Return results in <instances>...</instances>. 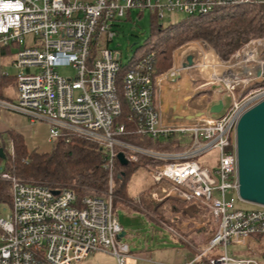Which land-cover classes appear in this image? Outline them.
I'll return each instance as SVG.
<instances>
[{
  "label": "built area",
  "instance_id": "1",
  "mask_svg": "<svg viewBox=\"0 0 264 264\" xmlns=\"http://www.w3.org/2000/svg\"><path fill=\"white\" fill-rule=\"evenodd\" d=\"M242 1L248 0H0V44L21 45L31 38L13 60L19 69L16 100L3 105L32 123L46 122L51 143L72 136L94 143L105 153L103 167L108 172L103 196L88 194L81 199L69 187H50L2 173L10 184L11 202L8 213L0 217V264H70L97 251L113 255L117 264H127L130 250L119 238L123 230L113 208L118 152L128 162L140 157L162 160L150 167L157 188L150 191L148 201L156 204L173 197L194 210L189 215L174 209L166 220H157L173 234L184 239L176 229L183 233L191 227L200 230L211 221L209 216L217 222L212 237L190 260L150 264H259L248 257L231 256L226 249L229 244L246 245L253 234L264 233V206H237L242 199L236 147L239 118L264 99V84L250 87L264 81V36L248 40L230 60L217 58L209 76L201 64L208 51L216 53L203 40L175 49L171 66L162 73H152L149 53L123 74L122 96L130 107L135 132L154 139L185 135L186 148L176 152L156 151L119 138L124 126L113 122L121 109L116 85L121 61L120 54L116 59L117 52L108 48L116 34L113 22L131 10H156L157 18L163 20L173 12L205 13L214 4ZM254 1L264 5V0ZM92 47L97 48L95 53ZM188 55L192 56L190 64L186 63ZM60 66L71 67L73 74H59L56 68ZM194 69L199 76L193 77ZM184 74L189 75L185 86ZM199 78L203 82L194 86ZM205 86H210V92L201 95L203 101L223 91L231 97L230 106L219 117L208 112L220 100L203 108L190 106ZM174 89L178 94L170 110L163 99ZM210 149L217 151L216 165L196 160ZM216 246L224 254L207 257Z\"/></svg>",
  "mask_w": 264,
  "mask_h": 264
},
{
  "label": "trees",
  "instance_id": "2",
  "mask_svg": "<svg viewBox=\"0 0 264 264\" xmlns=\"http://www.w3.org/2000/svg\"><path fill=\"white\" fill-rule=\"evenodd\" d=\"M142 13L143 11L139 10L137 15L141 17ZM157 14L156 10H150L149 34L135 49L128 63L121 64L117 73V96L121 109L114 118L113 125L124 126L123 133L119 135L122 140L156 151L176 152L186 148L185 135L174 133L164 139H154L135 132L130 107L122 96V74L139 64L142 58H135L138 52L144 57L152 53L149 62L154 75L166 71L171 66V54L174 49L189 40L205 41L216 53L215 55L208 51L206 54L209 57L215 56L220 61L230 60L234 52L248 40L264 36V5L254 0L214 4L205 13H181L179 18L168 23L159 20ZM92 48L95 53L97 48ZM11 82L12 77L6 75L0 80V99L5 100ZM260 84H264V81L254 82L250 87ZM0 148L4 153V158L0 157V203L11 202L10 184L2 178V173H9L24 180L32 179L50 187H69L80 199L88 194L103 196L106 189L108 172L103 167L105 153L85 138L72 136L68 141L60 138L51 144L49 152H40L29 149L23 136L9 129L0 131ZM161 161L140 157L137 161L122 165L115 159L114 211L118 202H122L141 208L147 216L160 219L163 211L173 206L174 201L171 199L157 204L148 201L150 191L157 188L155 184L140 190L136 195H131L128 191L133 172L140 168L150 170L152 165ZM261 264H264V256Z\"/></svg>",
  "mask_w": 264,
  "mask_h": 264
},
{
  "label": "rangeland",
  "instance_id": "3",
  "mask_svg": "<svg viewBox=\"0 0 264 264\" xmlns=\"http://www.w3.org/2000/svg\"><path fill=\"white\" fill-rule=\"evenodd\" d=\"M138 9L131 10L127 13V16L120 20H115L113 22L114 29L116 34L113 37L111 42H108V48L113 49L115 52L120 54L121 64L126 65L129 59L133 56L135 49L140 45L145 37L149 34V20H150V10H142V16H138ZM181 13H171L163 19L164 23L179 18ZM103 37V36H102ZM259 38V37H256ZM102 39V38H101ZM193 41V40H189ZM198 41V40H197ZM188 42V41H187ZM31 38L27 37L24 43L21 45L18 44H9L11 51L8 55L10 62L8 67L5 70L7 75L12 77V82L8 85V90H11L13 93V88L16 90V74L19 72V69L13 65V59L16 55V52L21 49L23 46L30 45ZM101 46H105L104 41L101 40ZM186 43V42H185ZM184 43V44H185ZM206 43V42H205ZM182 44L180 47L183 48ZM179 47V48H180ZM206 47L207 46L206 44ZM178 48V47H177ZM176 48V49H177ZM211 48V47H210ZM212 49V48H211ZM175 50V49H174ZM173 53V52H172ZM172 57V54H171ZM198 62L201 61L200 55L196 54ZM135 58H142L144 56L141 52H138L135 55ZM219 60V59H218ZM172 64V62H171ZM56 70L61 75H71L73 70L71 67H57ZM126 72V71H124ZM123 72V73H124ZM204 72V69H203ZM123 75V74H122ZM193 77L199 76L197 74V69L192 70ZM184 86L189 83V75H183ZM203 82L200 78L197 81H194L193 85L196 86ZM262 82V81H261ZM176 87V86H174ZM214 87V85L212 86ZM211 87V88H212ZM210 86L201 87L200 90L195 94L193 101H190V106L192 107H205L207 103L214 102L217 100H222L223 108L218 113L208 112L209 116L219 117L222 115L231 104L230 95L223 91L216 96H212L209 101H203L200 97L204 93H209ZM204 91V92H200ZM171 97L176 100L178 90L174 89L169 93ZM11 101L16 100L10 98ZM21 118V117H20ZM25 119V118H24ZM23 118H21L22 124L25 123ZM26 120V119H25ZM27 122V121H26ZM41 122V121H36ZM27 125V124H26ZM28 126V125H27ZM47 125L37 124L33 127H27L26 133L32 134V143H29L30 148H36L40 152H49L51 150V143L47 142ZM233 138L231 134V139ZM208 160L212 165L217 164V151L215 149H210L204 153H201L196 157V160ZM2 164L0 165V169ZM32 181V179H25ZM7 181V180H6ZM150 171L145 168H140L137 171L133 172L130 176L128 191L131 195H136L140 190L152 185ZM165 199L173 200V206L166 208L163 211V214L160 219H154L150 216H147L141 208H135L133 205H125L122 202H118L115 207V215L118 219L119 224L122 227V230L125 231V235L121 237V240L126 242L129 246L131 258L127 260V264H150L151 262L165 261L170 263H181L187 260H190L197 254V250L202 249V247L208 242L210 237L214 234L217 222L213 219L212 216H209L211 219L210 222L206 223L205 226L198 230L193 227L189 228L185 233L182 230L176 229L177 233L182 235L184 239L179 238L177 235L173 234L169 229L164 227L157 220H166L165 216L168 215V212L171 210H177L179 214L182 211L183 214L192 215L194 210L192 208H186L183 203L178 201L173 197H167ZM164 199V200H165ZM163 200V201H164ZM162 202V201H161ZM160 203V202H159ZM157 204V203H156ZM256 204L246 202L243 200L237 201V206L241 208H253ZM10 209V204L0 203V217L8 213ZM195 214V213H194ZM183 217V216H182ZM167 224H170L169 221H165ZM175 227L174 225H172ZM194 246V247H193ZM227 254L234 257H248L254 259L259 264L264 256V233H255L251 240H249L246 245H236L229 244L227 246ZM224 254V249L221 246L214 247L209 253L206 254L207 257H218ZM136 258V259H134ZM70 264H117L115 257L111 254L97 251L93 254H90L83 260L75 261Z\"/></svg>",
  "mask_w": 264,
  "mask_h": 264
},
{
  "label": "water",
  "instance_id": "4",
  "mask_svg": "<svg viewBox=\"0 0 264 264\" xmlns=\"http://www.w3.org/2000/svg\"><path fill=\"white\" fill-rule=\"evenodd\" d=\"M119 53H116V59ZM192 62L188 55L186 63ZM264 74V65H263ZM259 74V73H258ZM222 110V101L212 104L211 113ZM236 147L238 158L239 196L243 201L264 206V99L248 108L239 118L236 125ZM0 157L4 158L2 148ZM122 165L128 164L122 152L117 153ZM119 234V238L125 235Z\"/></svg>",
  "mask_w": 264,
  "mask_h": 264
},
{
  "label": "crops",
  "instance_id": "5",
  "mask_svg": "<svg viewBox=\"0 0 264 264\" xmlns=\"http://www.w3.org/2000/svg\"><path fill=\"white\" fill-rule=\"evenodd\" d=\"M87 1H93V0H87ZM10 51H11L10 47H7V45L0 44V80L2 79L4 75L8 76L7 71L5 72V70L8 67L7 66L8 63L10 62L9 57H8ZM14 95L16 96L15 88H13V93L11 90H8L7 88V95H6L5 100L0 99V131L12 129L16 131L17 133H20L23 136L24 142L29 149H36V148H30L29 143H32V134L26 133L25 130L28 126L33 127V126H36L37 124H44V123L47 125V128H48V124L44 121L32 123L30 122L29 118L25 116L24 114L16 112V111H12L8 109L7 107H5L3 105V102H7V101L11 102L10 98H14ZM163 100H164V105L166 108L172 110L175 107L176 100L174 101V99L171 97L170 94L168 96H165ZM20 117L23 119L24 118L26 119V120L24 119L25 121L24 124H22ZM47 133H48V130H47ZM47 142L51 143L48 139V135H47Z\"/></svg>",
  "mask_w": 264,
  "mask_h": 264
},
{
  "label": "bare ground",
  "instance_id": "6",
  "mask_svg": "<svg viewBox=\"0 0 264 264\" xmlns=\"http://www.w3.org/2000/svg\"><path fill=\"white\" fill-rule=\"evenodd\" d=\"M217 61H218L217 57H215V56L209 57L207 54L205 55L204 60L201 64V67H203L204 74L206 76L210 75V68H212V65L214 63H218Z\"/></svg>",
  "mask_w": 264,
  "mask_h": 264
}]
</instances>
